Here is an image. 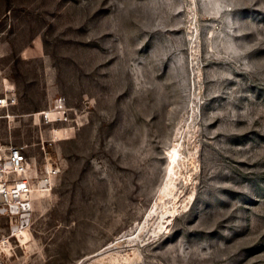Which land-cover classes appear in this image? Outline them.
<instances>
[{
	"label": "rangeland",
	"instance_id": "1",
	"mask_svg": "<svg viewBox=\"0 0 264 264\" xmlns=\"http://www.w3.org/2000/svg\"><path fill=\"white\" fill-rule=\"evenodd\" d=\"M5 86L62 173L2 264H264V0H0Z\"/></svg>",
	"mask_w": 264,
	"mask_h": 264
},
{
	"label": "built area",
	"instance_id": "2",
	"mask_svg": "<svg viewBox=\"0 0 264 264\" xmlns=\"http://www.w3.org/2000/svg\"><path fill=\"white\" fill-rule=\"evenodd\" d=\"M17 104L13 86L0 89V111ZM52 111L40 114L49 120ZM27 147L26 143L8 145L0 137V264L13 238L33 223L35 194H50L62 173V162L53 154L44 151L38 160L30 156Z\"/></svg>",
	"mask_w": 264,
	"mask_h": 264
},
{
	"label": "bare ground",
	"instance_id": "3",
	"mask_svg": "<svg viewBox=\"0 0 264 264\" xmlns=\"http://www.w3.org/2000/svg\"><path fill=\"white\" fill-rule=\"evenodd\" d=\"M175 153H177L176 152V149H174V153L172 154L173 155V157L175 156ZM42 193V192H41ZM44 194V193H43ZM26 231H29L28 229H25V230H23L22 232H20L19 234H18V237L20 236V235H24L25 233L24 232H26Z\"/></svg>",
	"mask_w": 264,
	"mask_h": 264
}]
</instances>
